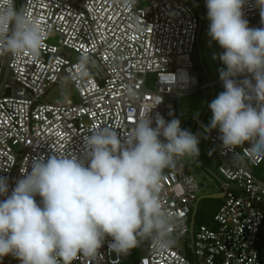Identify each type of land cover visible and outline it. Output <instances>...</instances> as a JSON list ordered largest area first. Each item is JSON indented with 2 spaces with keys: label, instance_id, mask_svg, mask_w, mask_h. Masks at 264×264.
<instances>
[{
  "label": "built area",
  "instance_id": "2783aa9c",
  "mask_svg": "<svg viewBox=\"0 0 264 264\" xmlns=\"http://www.w3.org/2000/svg\"><path fill=\"white\" fill-rule=\"evenodd\" d=\"M16 6L40 22L46 40L38 57L0 54V176L8 178L9 195L34 159L82 158L85 137L93 129L107 127L129 136L148 112L153 127L157 113L166 121L180 119L182 126L190 116L179 99L219 82L199 83L193 56L201 16L186 0H16ZM200 6L207 13L206 0ZM243 12L248 21L260 15L255 0H246ZM249 27H264V22ZM82 55L88 57L83 77ZM245 77L251 74L234 79ZM53 87L60 95L75 96L46 101ZM220 135L214 128L208 140L226 192L210 221L196 226L195 215L192 238L191 214L202 183L179 158L164 170L159 192L163 208L178 217L174 247L160 252L150 240H141L117 254L106 238L95 256L78 253L71 264H263L264 247L260 251L258 245L264 239V172L258 177L255 168L264 158L250 159L246 144L234 155ZM189 238L191 257L182 244ZM0 264L20 261L9 254Z\"/></svg>",
  "mask_w": 264,
  "mask_h": 264
},
{
  "label": "clouds",
  "instance_id": "9594fccd",
  "mask_svg": "<svg viewBox=\"0 0 264 264\" xmlns=\"http://www.w3.org/2000/svg\"><path fill=\"white\" fill-rule=\"evenodd\" d=\"M245 2L206 0L208 34L225 50L219 59L226 69L219 70L225 90L208 105L212 119L205 131L218 128L223 147L234 155L247 143L249 158L255 159L264 158V27H249ZM255 3L264 22V0ZM45 40L40 22L17 8L16 0H0V54L38 57ZM87 64L82 55V77ZM244 73L251 79H234ZM148 113L129 136L107 127L91 130L82 158L34 159L10 195L8 178L0 176L5 197L0 199V258L11 254L20 264H71L78 253L95 256L106 238L117 254L141 240H150L160 252L174 247L178 217L162 206L161 182L164 170L179 158L199 156L200 136L182 129L180 119L166 121L159 113L153 127Z\"/></svg>",
  "mask_w": 264,
  "mask_h": 264
},
{
  "label": "rangeland",
  "instance_id": "374dc122",
  "mask_svg": "<svg viewBox=\"0 0 264 264\" xmlns=\"http://www.w3.org/2000/svg\"><path fill=\"white\" fill-rule=\"evenodd\" d=\"M191 2L196 8L198 14L201 16L198 6L192 0H186ZM199 4L201 0H196ZM262 21L261 16L257 15L254 19L249 20V25ZM210 21L207 17V13L202 11V25L199 33V40L201 44V54L196 50V54L193 59L196 60L197 66L195 68L196 74L199 77V83L202 84L208 77L219 80L218 84L215 85L214 89L207 88L200 92L192 93L183 96L179 99L180 108L186 113L187 117L193 116V125L190 130L195 134L198 128L197 134L200 136L199 156H184L180 159L184 161L190 168V172L195 176L199 183H203L204 186L200 188L199 196L210 193H218L222 191V180L223 175L219 172L218 166L220 164L217 156L211 152L210 142L208 137L214 128L205 131V126L210 124L212 119V111L208 110L202 123L199 122L202 118L203 112L207 109L211 100H214L218 94L224 91L223 82L220 79L219 70L226 69V65L219 59V55L225 50L219 45V43L213 40L209 34ZM215 57V58H214ZM60 89L53 87L48 91L45 100L51 102H62L68 97V92L65 91L63 95H60ZM213 94V95H212ZM72 93L69 97H74ZM182 129L186 128V117L183 119ZM248 146V144L246 143ZM264 172V161L255 168V173L258 177H262ZM36 199H41L39 196ZM222 198H202L198 204V210L196 214L197 222H208L211 220L212 215L219 207ZM200 219V220H199ZM186 249L188 257L192 256V243L190 238L182 243ZM264 239L258 245L259 250H263ZM263 260V257H262ZM264 264V261H263Z\"/></svg>",
  "mask_w": 264,
  "mask_h": 264
},
{
  "label": "water",
  "instance_id": "95a60500",
  "mask_svg": "<svg viewBox=\"0 0 264 264\" xmlns=\"http://www.w3.org/2000/svg\"><path fill=\"white\" fill-rule=\"evenodd\" d=\"M199 8L200 10V13H201V25H202V7L200 6V4L196 1V0H192ZM201 29V27H200ZM197 51L199 52V54H201V44H200V40L197 42ZM210 79V77H208ZM212 89H214V86H211ZM213 95V94H212ZM212 101V100H211ZM209 106L207 107V109L203 112L202 114V118L199 122V125L202 123L204 117L206 116V113L208 112L209 110ZM193 119L194 117L191 115L188 120L186 121V128L188 130H191L192 129V125H193ZM197 131H198V128L196 129V132L195 134H197ZM203 186V183L201 184ZM225 192H226V186L224 185L222 187V191L221 192H218V193H210V194H204V195H201L199 196L198 200L196 201L195 205H194V208H193V211H192V214H191V221H190V227H191V238L193 237V230H194V224H195V215L197 213V210H198V204H199V201L200 199L202 198H222L224 195H225Z\"/></svg>",
  "mask_w": 264,
  "mask_h": 264
},
{
  "label": "trees",
  "instance_id": "16d2710c",
  "mask_svg": "<svg viewBox=\"0 0 264 264\" xmlns=\"http://www.w3.org/2000/svg\"><path fill=\"white\" fill-rule=\"evenodd\" d=\"M200 220V219H199ZM196 221H197V218H196Z\"/></svg>",
  "mask_w": 264,
  "mask_h": 264
}]
</instances>
